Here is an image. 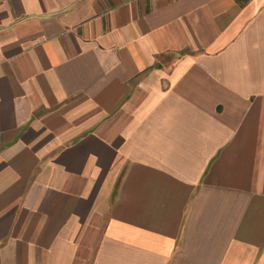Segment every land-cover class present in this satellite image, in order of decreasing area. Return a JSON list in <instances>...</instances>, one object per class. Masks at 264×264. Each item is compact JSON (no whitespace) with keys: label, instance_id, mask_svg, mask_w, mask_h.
Returning a JSON list of instances; mask_svg holds the SVG:
<instances>
[{"label":"crops","instance_id":"1","mask_svg":"<svg viewBox=\"0 0 264 264\" xmlns=\"http://www.w3.org/2000/svg\"><path fill=\"white\" fill-rule=\"evenodd\" d=\"M0 264H264V0H0Z\"/></svg>","mask_w":264,"mask_h":264},{"label":"trees","instance_id":"2","mask_svg":"<svg viewBox=\"0 0 264 264\" xmlns=\"http://www.w3.org/2000/svg\"><path fill=\"white\" fill-rule=\"evenodd\" d=\"M243 1V0H242ZM246 1V0H245Z\"/></svg>","mask_w":264,"mask_h":264}]
</instances>
